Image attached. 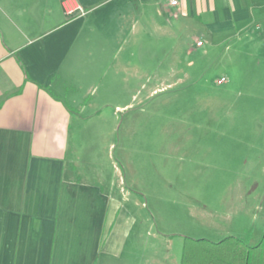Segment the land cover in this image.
Returning a JSON list of instances; mask_svg holds the SVG:
<instances>
[{"label":"rangeland","instance_id":"rangeland-1","mask_svg":"<svg viewBox=\"0 0 264 264\" xmlns=\"http://www.w3.org/2000/svg\"><path fill=\"white\" fill-rule=\"evenodd\" d=\"M158 41L129 62L92 58L96 74L60 94L74 110L71 159L125 225L121 254L100 264H181L185 237L264 232V48L169 61Z\"/></svg>","mask_w":264,"mask_h":264},{"label":"crops","instance_id":"crops-1","mask_svg":"<svg viewBox=\"0 0 264 264\" xmlns=\"http://www.w3.org/2000/svg\"><path fill=\"white\" fill-rule=\"evenodd\" d=\"M78 1L87 13L69 19L61 0H0V264H100L121 254L120 209L77 171L60 96L96 74L92 58L129 62L154 39L169 61L206 45L263 47L264 0Z\"/></svg>","mask_w":264,"mask_h":264},{"label":"trees","instance_id":"trees-1","mask_svg":"<svg viewBox=\"0 0 264 264\" xmlns=\"http://www.w3.org/2000/svg\"><path fill=\"white\" fill-rule=\"evenodd\" d=\"M70 114L74 110L66 104ZM250 230L244 237L227 235L220 240L185 237L181 264H264V232L250 243Z\"/></svg>","mask_w":264,"mask_h":264},{"label":"built area","instance_id":"built-area-1","mask_svg":"<svg viewBox=\"0 0 264 264\" xmlns=\"http://www.w3.org/2000/svg\"><path fill=\"white\" fill-rule=\"evenodd\" d=\"M171 3L175 4L176 0H171ZM61 7L64 15L69 19L83 17L87 13V9L78 0H61ZM201 44H202L201 40L196 41V45L200 46ZM263 47H264V37H263Z\"/></svg>","mask_w":264,"mask_h":264}]
</instances>
